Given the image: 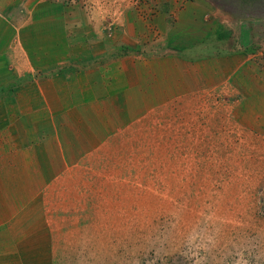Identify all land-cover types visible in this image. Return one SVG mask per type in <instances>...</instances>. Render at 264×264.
Instances as JSON below:
<instances>
[{"label":"rangeland","instance_id":"rangeland-1","mask_svg":"<svg viewBox=\"0 0 264 264\" xmlns=\"http://www.w3.org/2000/svg\"><path fill=\"white\" fill-rule=\"evenodd\" d=\"M87 1L104 11L103 42L127 22L126 6L152 14L147 0ZM194 1L209 17L201 44L210 53L243 45L249 69L241 64L231 76L236 84L210 100L124 108L117 118L125 127L111 124L117 133L99 155L75 173H55V189H43L60 217L49 227L51 264H264V18L240 19L222 0ZM245 23L253 41L238 36ZM117 47L105 57L126 52Z\"/></svg>","mask_w":264,"mask_h":264},{"label":"crops","instance_id":"crops-1","mask_svg":"<svg viewBox=\"0 0 264 264\" xmlns=\"http://www.w3.org/2000/svg\"><path fill=\"white\" fill-rule=\"evenodd\" d=\"M197 2L147 0L149 18L126 6L127 22L103 42L104 11L87 0H0V264H51L49 227L60 217L43 189L99 155L111 124L125 127L124 108L210 100L236 84L247 48L206 50L209 17ZM240 30L253 41L248 24ZM116 45L126 52L106 58ZM95 58L108 61L94 67Z\"/></svg>","mask_w":264,"mask_h":264},{"label":"trees","instance_id":"trees-1","mask_svg":"<svg viewBox=\"0 0 264 264\" xmlns=\"http://www.w3.org/2000/svg\"><path fill=\"white\" fill-rule=\"evenodd\" d=\"M222 2H223L222 8H224V10L231 15H234L236 11H232L227 7L231 6L235 10L236 8H238L241 11V13L244 14L238 17L240 19L264 18V0H222Z\"/></svg>","mask_w":264,"mask_h":264}]
</instances>
